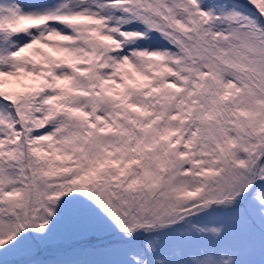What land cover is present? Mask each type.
<instances>
[{
	"label": "snow or ice",
	"instance_id": "1",
	"mask_svg": "<svg viewBox=\"0 0 264 264\" xmlns=\"http://www.w3.org/2000/svg\"><path fill=\"white\" fill-rule=\"evenodd\" d=\"M0 264H264V0H0Z\"/></svg>",
	"mask_w": 264,
	"mask_h": 264
}]
</instances>
